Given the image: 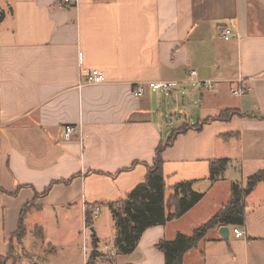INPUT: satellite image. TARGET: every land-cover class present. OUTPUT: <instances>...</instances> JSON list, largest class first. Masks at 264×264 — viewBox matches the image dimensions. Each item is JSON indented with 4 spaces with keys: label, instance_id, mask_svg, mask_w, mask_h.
Wrapping results in <instances>:
<instances>
[{
    "label": "crops",
    "instance_id": "crops-1",
    "mask_svg": "<svg viewBox=\"0 0 264 264\" xmlns=\"http://www.w3.org/2000/svg\"><path fill=\"white\" fill-rule=\"evenodd\" d=\"M0 13V264H166L161 242L192 235L233 184L264 170V0H0ZM82 69L105 81L84 83ZM151 80L179 86L136 97ZM68 124L83 135L63 139ZM169 140L166 213L177 184L203 197L121 253L112 205L147 180ZM219 159L229 162L212 180ZM244 199L246 235L217 226L182 264H264V180Z\"/></svg>",
    "mask_w": 264,
    "mask_h": 264
},
{
    "label": "trees",
    "instance_id": "trees-1",
    "mask_svg": "<svg viewBox=\"0 0 264 264\" xmlns=\"http://www.w3.org/2000/svg\"><path fill=\"white\" fill-rule=\"evenodd\" d=\"M0 17L2 19V14ZM170 143H172L171 140L167 143L163 142L159 146L156 161L152 167L148 168L147 180L136 186L125 200L112 205L118 232L116 246L121 253L132 252L146 228L166 223L175 217H181L186 211L198 204L203 197V193H198L193 189L191 182L185 181L177 184L173 194V198L177 201V209L173 213H166V187L161 153ZM228 162L229 159H219L211 163L212 180L223 175ZM260 180H264V170L251 175L247 179L245 187L233 184L229 204L217 211L210 221L200 225L192 235L178 234L171 242H161L160 246H162L165 253L166 264H182L186 251L195 247L209 230L217 226L229 224L244 226L246 218L244 197L256 187L257 182ZM86 218L87 225L92 227L95 220L90 212H87ZM97 241L98 237L94 235L93 243L97 244Z\"/></svg>",
    "mask_w": 264,
    "mask_h": 264
},
{
    "label": "built area",
    "instance_id": "built-area-1",
    "mask_svg": "<svg viewBox=\"0 0 264 264\" xmlns=\"http://www.w3.org/2000/svg\"><path fill=\"white\" fill-rule=\"evenodd\" d=\"M67 3L70 4H77L79 0H65ZM232 30L230 28H227L225 30H223V34L222 36L225 37V39H230L232 37ZM82 75L84 76V83L87 84H98V83H103L105 81V73L103 70H99V69H92V70H86V69H82ZM197 75V71L194 70L190 73V78H194ZM243 78L240 77V79H238V82L241 84L235 88H232L231 91L233 94L235 95H239L243 94L245 92V89L242 86V82H243ZM137 85L135 86V90H134V94L135 96H142L145 94V92L148 89H157V90H162V91H168V90H172L175 89L179 86V83L175 80H166V81H156V80H151L148 82H143L140 81L138 83H136ZM202 86L206 87V88H210L214 86V82H212V80H206V81H202L201 83ZM63 134L62 137L63 139L69 140L73 137L74 134H80V136L83 135V130L81 129V126H77V125H65L64 128L62 129ZM99 209L97 208L98 212ZM87 223L84 225L83 227V233L85 235L86 234V230H88L87 227ZM234 229V233L235 236L237 238H243L246 235V229H242L239 226H236L233 228Z\"/></svg>",
    "mask_w": 264,
    "mask_h": 264
},
{
    "label": "water",
    "instance_id": "water-1",
    "mask_svg": "<svg viewBox=\"0 0 264 264\" xmlns=\"http://www.w3.org/2000/svg\"><path fill=\"white\" fill-rule=\"evenodd\" d=\"M220 232L223 235V237L227 240L229 238L230 235V229H228L227 226H221L220 228ZM93 230V229H91Z\"/></svg>",
    "mask_w": 264,
    "mask_h": 264
},
{
    "label": "rangeland",
    "instance_id": "rangeland-1",
    "mask_svg": "<svg viewBox=\"0 0 264 264\" xmlns=\"http://www.w3.org/2000/svg\"><path fill=\"white\" fill-rule=\"evenodd\" d=\"M168 95V97H170V95L169 94H167ZM173 101H172V99H171V103H172ZM90 238H91V233H90V231H89V240H90ZM80 248H81V251H82V253H84V250H83V248H82V245L80 244Z\"/></svg>",
    "mask_w": 264,
    "mask_h": 264
}]
</instances>
